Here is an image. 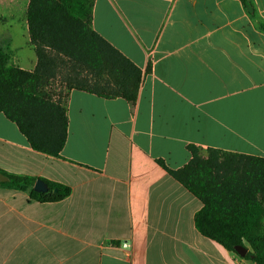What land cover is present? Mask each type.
Masks as SVG:
<instances>
[{"label":"crops","instance_id":"1","mask_svg":"<svg viewBox=\"0 0 264 264\" xmlns=\"http://www.w3.org/2000/svg\"><path fill=\"white\" fill-rule=\"evenodd\" d=\"M249 1L94 0L93 30L151 71L133 105L70 90L59 157L0 113V171L70 189L41 203L0 184V264H254L197 231L201 202L156 162L181 168L188 145L264 158V0ZM28 3L0 0V47L32 71Z\"/></svg>","mask_w":264,"mask_h":264},{"label":"trees","instance_id":"2","mask_svg":"<svg viewBox=\"0 0 264 264\" xmlns=\"http://www.w3.org/2000/svg\"><path fill=\"white\" fill-rule=\"evenodd\" d=\"M240 1L254 11L249 0ZM93 2L29 0L25 18L36 57L32 71L9 65V54L0 47V113L31 149L47 156L59 157L65 144L70 90L133 105L143 76L151 71L149 64L141 71L93 30ZM187 150L190 159L181 168L156 162L201 202L193 219L197 231L233 253L235 246H244V258L264 264V158L212 148L202 156L194 145ZM0 172L9 178L0 184L28 190L33 201L57 202L70 193L67 186L45 180L48 191L35 192L37 178Z\"/></svg>","mask_w":264,"mask_h":264},{"label":"water","instance_id":"3","mask_svg":"<svg viewBox=\"0 0 264 264\" xmlns=\"http://www.w3.org/2000/svg\"><path fill=\"white\" fill-rule=\"evenodd\" d=\"M7 181H9V178L0 172V182H7ZM32 189L33 191L39 193H45L48 191V187L46 183L39 179L34 182ZM53 191L56 192V190ZM234 251L238 256L244 257V255L247 253V248L239 245V246H235Z\"/></svg>","mask_w":264,"mask_h":264},{"label":"built area","instance_id":"4","mask_svg":"<svg viewBox=\"0 0 264 264\" xmlns=\"http://www.w3.org/2000/svg\"><path fill=\"white\" fill-rule=\"evenodd\" d=\"M122 246H123V247H127L128 244H127L126 242H124V243H122Z\"/></svg>","mask_w":264,"mask_h":264}]
</instances>
